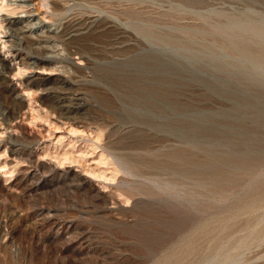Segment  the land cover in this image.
<instances>
[{"label":"rangeland","instance_id":"obj_1","mask_svg":"<svg viewBox=\"0 0 264 264\" xmlns=\"http://www.w3.org/2000/svg\"><path fill=\"white\" fill-rule=\"evenodd\" d=\"M13 2L0 0V22L30 9L39 16L46 10H38V0L29 9ZM51 5L48 13L57 27L85 28L64 46L66 53L62 49L64 55L82 56L75 59L81 66L71 68L76 83L68 87L59 81L67 68L61 64L15 70V94L25 102L12 123L0 81V264H264V117L255 119L253 108L247 117L237 112L242 91L264 96V31L253 27L264 19V0H52ZM3 23L0 57L12 66ZM23 24L12 27L25 35L27 48L38 51L29 32L19 30ZM122 36L133 40L127 55L167 48L164 53L185 68L184 73L174 68L175 83L165 86L183 107L228 112L211 116L213 124H199L134 108L144 104L134 95L143 86L155 87L159 77L148 73L135 84L127 65L102 63L117 56L113 47ZM239 52H249L260 66ZM189 58L202 73L193 72ZM78 93L86 96L83 108ZM174 123L213 143L188 145L171 132ZM229 125L257 141L234 139ZM14 139L25 143L20 159L10 150ZM38 206L55 210L71 229L35 224ZM14 208L27 219L14 217Z\"/></svg>","mask_w":264,"mask_h":264},{"label":"bare ground","instance_id":"obj_2","mask_svg":"<svg viewBox=\"0 0 264 264\" xmlns=\"http://www.w3.org/2000/svg\"><path fill=\"white\" fill-rule=\"evenodd\" d=\"M10 1H14L13 3L18 8L29 9L30 7H32V3H31L32 0H10ZM51 1L52 0H38V3H37L39 5V7H38L39 9L38 10H40L42 7L46 8V10L44 12L40 13V14H44L42 16L40 15L41 17L38 15L39 13L37 14L36 12H34L35 10L33 11L32 9H30V10L27 11L28 13H26V15H24V16H20L19 15L18 17L14 18L15 20H10L6 16L4 18H1L2 22H4L3 24H6L5 22H7V24H8L7 27L5 26L6 28H5V30H3L4 31L3 33H5L6 37H8V40H6V43H8V52H10V60L13 61V64L11 66L10 63H6V60L3 57H0V81L2 82V85L4 87L5 93L8 95V97L10 99V100H8V103H6V104H7V110H8L9 117L12 120L11 123L14 122V120L18 117V115L20 114V112L22 110L20 105H23L24 102H25V99L21 95L15 94V91H16L15 84H14L13 79L11 77L12 74L15 75V70H20L21 68H29V69L30 68H35V69L36 68H40V69L42 68V69H44L46 67L45 65H47V64H59V65L61 64L62 66L67 67L68 70H67V68H66L65 71H61L60 70V72L58 74L60 83L63 86H67V87L68 86H74L75 83H76L73 80L71 68L73 69L75 67L77 68V67L81 66L80 63H77L76 60H75L80 55H77L76 58H75L73 55H71V51H70V55H64L63 54L64 52L62 51V49L65 50L66 48H64V46H66L69 42H71L76 36H78L81 33H83V30H85V28L81 27L80 24H79L80 27H75L72 30L67 32V31H63L64 29L62 30L60 28L61 26L57 27L54 22L53 23L51 22V15L48 13V10L52 7ZM44 8H42V9H44ZM50 13H52V12H50ZM252 21H254V20H252ZM2 22H0V23H2ZM91 22L94 23L95 19L93 21H91ZM248 22H246L247 25H248ZM261 22H262L261 25L253 26L254 30H257L258 32H260V30L262 32L264 31V19ZM21 23H24V24L21 25L20 27L18 26L19 30H21V32H24V33L29 32L28 33L29 34L28 37L34 38L38 42L37 43L38 45L36 46L38 51H33L32 49L27 48L25 46L26 44L24 45V37H25V35H23V34L19 35V34L15 33V29L16 28L14 29V27H12V25H17V24H21ZM114 26H116V25L114 24ZM249 26H250V24H249ZM118 27H120V25ZM245 28H246V26H245ZM33 32H35L34 33L35 35L34 34L32 35ZM262 32H261V34H262ZM122 34L125 35V32H122ZM119 36H121V35H119ZM125 36H122V38L120 37L121 40L117 43L118 45L116 47H113V49H115V53L117 54V56L116 57L113 56V59H111V60L110 59L106 60V61L103 60L104 62H102V63L103 64H109V65H111L112 67H115V68H117V67L120 68L122 65H125V66L127 65L133 71L132 73L135 74L134 77H133V79L135 81V84H141V83H139V82H141V79H142L141 77L143 75H145V74H148V73H154V74H156V76L159 77V82L158 83L156 82L157 85H155V87L152 86V85H151L152 88H151V86H149L147 88L144 87V86L143 87L140 86L141 89H139L140 90L139 94L138 95L136 94L134 96L137 97L138 100L136 99V101L138 103H142V104L144 103V104L142 106H139V107L135 106V105L134 106L132 105L134 108L142 110V112L145 111V112L149 113L151 116H154L156 118H161V117H165L166 116L167 118L168 117L169 118L170 117L173 118V120H177V121L180 120V122H184V121H186V119L188 117H191V119L193 121L198 122L199 124L200 123L213 124L215 122L213 120L214 118L211 119V116H222V115H224V114H226L228 112V110H225V109H220V110H209V109H200V108L187 109V107H183L182 104L180 102H178V100L174 96L172 98V95L169 93L170 89L166 88L165 86H169L170 87V86H172L173 83H175V82H173L170 79V75L173 74L172 72L174 71V68H176L178 70L181 69L183 71V73L185 71V68L182 67L179 62L173 61L172 59H170L164 53L165 51L168 50L167 48H160V47L156 48V47L150 46L149 48H143L140 52H138V54L136 53L137 54L136 57L127 55L126 54V50H127L128 47L131 46V44H133L132 43L133 40L131 41L130 38H126ZM125 48H126V50H125ZM237 48L235 47V49H237ZM66 50H65V53H66ZM144 51L147 52L148 54L144 55V53H143ZM78 52L76 54H78ZM140 54H143V55L140 56ZM242 54H245L246 58L243 55L242 56L245 59L250 60V62L252 64L258 65L256 62H254L252 60L251 55L249 54V52L248 53L245 52V53H242ZM0 56H3V55H1V47H0ZM81 58H82V56H80V59ZM187 62H188V65L190 66V68L191 67L193 68V70H194L193 72H195L197 75H198V73H202L203 72V70L200 67L195 65V61L193 59L189 58ZM40 65H42V66H40ZM61 65H60V67H61ZM16 66H17V68H16ZM43 66H45V67H43ZM258 66H260V65H258ZM261 67H263V66L261 65ZM48 68H46V69H48ZM113 71H115V70H113ZM115 77H117V76H115ZM104 81H106V80H104ZM113 82H112V84H113ZM119 82H118V84H119ZM218 82H219V79H218ZM225 87H226V85H225ZM212 88L215 90L216 89V85L212 84ZM125 89H127V88H125ZM164 89H165V91H164ZM230 89H232V88H230ZM235 89L237 90V88H235ZM241 89H243V88H241ZM242 93H243V96H242V98L239 99L238 104H237L239 106V109H237L238 115L240 117H242V116L243 117H245V116L247 117V112H249L250 108H253V109H256V110H261L260 113L257 112V115L254 117L255 119H258L259 117H264V96H261L260 94H252L251 92H249V90L242 91ZM76 99L79 101L78 102L79 103L78 107H80V108L82 107L83 108V107L86 106V104H87L86 96H84L83 93H78ZM68 107H69V105H68ZM161 108H163V109L161 110ZM69 109L68 108L65 109V113L66 114L70 113ZM164 109L168 110V112H170V113L167 115V113H164ZM20 116L21 115H19V117ZM173 122H175V121H173ZM175 123L173 125H171L175 129L174 131H171V132L176 134V136H178V138L181 141H183L185 143H188V145L189 144H194V143H199L197 141H199L201 139L204 140L205 143L207 142V144L208 143H211V144L213 143V140L207 139V138H203V137H199V135L193 134V133H195L193 131H191V133H190V131L186 132V130H183V128H185V127L180 126V125L177 126V124H175ZM165 125H163V126H165ZM171 126L170 125H168V126L166 125L164 128L167 127V129H168ZM229 126H231V125H229ZM171 128H169L168 130H171ZM176 128H179L180 130L179 129L176 130ZM234 128H236L235 125H233L231 127H228V133L230 135H232L234 137V139L235 138H239V139L243 140L246 137V138H250L252 140L257 141V139H256V137L254 135L253 136H248L245 133H241V131L236 130ZM10 138H12V137H10ZM214 141H216V140H214ZM202 143H200V144H202ZM24 144H23L22 141L20 142L17 139L12 140L11 149L10 150H11L12 155H14V157H16V159L17 158L20 159L21 156L23 155V153L25 152L24 151L25 148L23 147ZM207 144H206V146H208ZM211 144H209V145H211ZM254 151L255 150H253V152ZM258 152L261 153L260 151H258ZM248 159H250V158H248ZM248 163H249V161H248ZM182 185H183V183H182ZM40 186H41L40 182H37L32 188H34L35 190H38L40 188ZM176 189H178V188H176ZM156 190H158V189H156ZM163 193H164V191H163ZM170 196H173V195H170ZM32 214L35 215V224L40 225V224H43L45 222H49L48 224L51 223L55 227L59 226V228H63V229H65V231H69L71 229V225L68 223V221L67 220H63L60 217H58V214H57V212L55 210L38 206V207L35 208V210L32 212ZM12 215L14 217L17 216V219H19L21 221L26 220L27 217H28L27 213L26 214L21 213L20 209H18V208L12 209ZM225 257H227V256H225ZM225 259H227V258H225ZM229 260H230V258H229ZM227 262H228V260H227ZM189 263H190V261H189Z\"/></svg>","mask_w":264,"mask_h":264},{"label":"water","instance_id":"obj_3","mask_svg":"<svg viewBox=\"0 0 264 264\" xmlns=\"http://www.w3.org/2000/svg\"><path fill=\"white\" fill-rule=\"evenodd\" d=\"M233 94L236 95V91H234ZM260 111H261V110H256V112H258V113H260ZM234 129H236V128H234Z\"/></svg>","mask_w":264,"mask_h":264}]
</instances>
